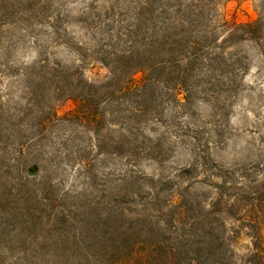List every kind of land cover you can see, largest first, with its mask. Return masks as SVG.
<instances>
[{
	"label": "rangeland",
	"instance_id": "1",
	"mask_svg": "<svg viewBox=\"0 0 264 264\" xmlns=\"http://www.w3.org/2000/svg\"><path fill=\"white\" fill-rule=\"evenodd\" d=\"M260 198L264 0H0V264H96L137 220L245 264Z\"/></svg>",
	"mask_w": 264,
	"mask_h": 264
},
{
	"label": "trees",
	"instance_id": "2",
	"mask_svg": "<svg viewBox=\"0 0 264 264\" xmlns=\"http://www.w3.org/2000/svg\"><path fill=\"white\" fill-rule=\"evenodd\" d=\"M264 209V199L257 200ZM117 221L107 222L116 226ZM140 226L144 231L138 236L110 239V246L99 253L85 251L84 258L100 257L96 264H236L232 258L227 256L224 250L223 240L210 230L202 237L181 239L169 250L167 244L169 238L156 237L153 233V226L140 221L129 222V228ZM120 225L116 226L118 228ZM250 227L256 230V225L250 223ZM257 232V231H256ZM256 239V236L254 237ZM178 244V245H177ZM86 258V259H87ZM245 264H264V248L259 245L258 240L253 244L252 252L248 255Z\"/></svg>",
	"mask_w": 264,
	"mask_h": 264
}]
</instances>
